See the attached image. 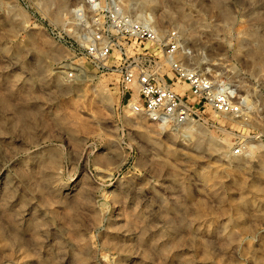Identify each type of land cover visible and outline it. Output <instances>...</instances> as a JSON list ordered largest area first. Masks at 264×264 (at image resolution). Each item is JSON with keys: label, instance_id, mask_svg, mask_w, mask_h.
I'll return each instance as SVG.
<instances>
[{"label": "rangeland", "instance_id": "obj_1", "mask_svg": "<svg viewBox=\"0 0 264 264\" xmlns=\"http://www.w3.org/2000/svg\"><path fill=\"white\" fill-rule=\"evenodd\" d=\"M84 1L0 0V264H264V0H119L238 106L179 128L77 55Z\"/></svg>", "mask_w": 264, "mask_h": 264}, {"label": "built area", "instance_id": "obj_2", "mask_svg": "<svg viewBox=\"0 0 264 264\" xmlns=\"http://www.w3.org/2000/svg\"><path fill=\"white\" fill-rule=\"evenodd\" d=\"M71 18L79 28L77 55L95 73L112 71L120 94L135 88L149 119L179 128L210 113L238 112L225 81L180 59L175 30L159 32L149 19L124 11L119 0H85Z\"/></svg>", "mask_w": 264, "mask_h": 264}, {"label": "bare ground", "instance_id": "obj_3", "mask_svg": "<svg viewBox=\"0 0 264 264\" xmlns=\"http://www.w3.org/2000/svg\"><path fill=\"white\" fill-rule=\"evenodd\" d=\"M65 6L64 5H61V9H63ZM183 53V52H182ZM178 55H181V52L178 54ZM66 69V68H65ZM136 103H137V99H136ZM128 105V104H127ZM129 109H132L134 112L136 111V109L134 108V103L131 102L129 105H128ZM136 107V106H135ZM192 124V123H191ZM187 125V124H186ZM190 125V123H189ZM188 129V128H187ZM258 188V187H257ZM259 192V191H258Z\"/></svg>", "mask_w": 264, "mask_h": 264}]
</instances>
